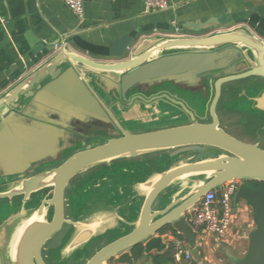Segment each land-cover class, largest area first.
<instances>
[{"label": "water", "instance_id": "95a60500", "mask_svg": "<svg viewBox=\"0 0 264 264\" xmlns=\"http://www.w3.org/2000/svg\"><path fill=\"white\" fill-rule=\"evenodd\" d=\"M33 4L31 1L30 6ZM230 24L239 26L220 30ZM216 28L219 30L209 33ZM40 48H34L28 57L32 59ZM23 66L18 60L0 74V85ZM248 80L264 82V18L239 11L199 23H148L121 36L110 47L75 35L38 67L1 88L0 129L12 123H37L51 130L53 136L46 141L55 150L34 159L28 155L20 171L3 174L0 170V216L9 214L0 221V264H48L46 247L61 232L64 237L51 250H58V264L65 263L101 237L125 230L83 264H134L131 251L137 245L143 247V255L162 254L170 248L160 233L167 227L170 231L164 233L173 231L181 236L192 257L198 259L197 233L186 215L209 191L220 199L221 188L232 181L239 183L234 200L250 210L253 223L246 251L233 259V264H264V150L234 138L216 114L224 86ZM203 82L212 89L204 113L206 122L199 121L195 104L186 105L166 94L151 99L137 94L119 112L105 99H125L137 87L147 93L162 84L185 86L193 96ZM247 88L257 91V96L246 99L263 116L264 85H245L244 90ZM240 89L231 86L228 92L232 96ZM161 99L170 103L169 110L151 105ZM148 109L154 116L151 120L125 117L131 110L140 113ZM171 110L186 115V121L142 133H131L122 126L153 123L160 117L176 121L179 115H172ZM81 124L106 128L104 141L95 145L93 138L75 137V126ZM74 140L83 146L60 159V152L72 148ZM173 151L177 153L163 156ZM200 155L204 159L196 160ZM148 157H156L153 164ZM136 159L144 160L142 172L146 176L131 185L122 176V167ZM95 169L100 171L90 173ZM89 173H99V178L89 185L85 180L79 182L80 195L101 197L108 193L109 203L94 197L84 200L83 214L73 220L65 212V191L76 176ZM134 186L140 187L141 195L133 192Z\"/></svg>", "mask_w": 264, "mask_h": 264}, {"label": "crops", "instance_id": "0c3cea01", "mask_svg": "<svg viewBox=\"0 0 264 264\" xmlns=\"http://www.w3.org/2000/svg\"><path fill=\"white\" fill-rule=\"evenodd\" d=\"M31 1L33 6H30ZM82 3L83 17L78 19L65 6L63 0H0V74L16 61L24 62L20 70L1 83L0 89L5 88L28 69L38 67L43 59L55 52V44L66 46L75 35L89 43L110 47L121 36L148 23H199L219 18L227 12L239 11L255 13L264 18V0H169L167 9L148 14L144 11L143 0H82ZM237 26L239 24H230L227 27L233 29ZM189 34L192 33H182ZM37 46L41 48L30 59L28 54ZM128 51L130 53L133 50L131 48ZM52 136L51 130L34 122L3 126L0 129V170L3 174L8 171H20L28 161V155H32L34 159L36 156L43 157L46 151L51 153L53 145L47 143L46 139ZM176 153L173 151L163 156ZM180 153L184 154V149H181ZM202 159L204 157L200 155L196 160ZM144 160L136 159L122 167V176H126L131 185L144 180ZM155 160L156 157H148L147 161L153 164ZM140 190L138 186L133 188V192L139 195ZM247 212L245 205H240V220L236 221L229 236L223 241L197 235L198 259L174 260L172 264H204L210 260L215 264H233V259L244 255L247 235L253 228L252 219L248 218ZM161 237L171 248L175 238L170 233H164ZM181 240L184 241L182 237ZM220 247L223 250H220ZM154 254L156 253L152 252L150 255ZM134 264H149V261L146 262L143 258Z\"/></svg>", "mask_w": 264, "mask_h": 264}, {"label": "rangeland", "instance_id": "374dc122", "mask_svg": "<svg viewBox=\"0 0 264 264\" xmlns=\"http://www.w3.org/2000/svg\"><path fill=\"white\" fill-rule=\"evenodd\" d=\"M227 28L228 27L224 28V26H222L220 30L221 29L225 30ZM215 31L214 29L213 30L211 29L209 33H212ZM250 81L251 80L242 81V83H248ZM228 86L216 107V114L218 116L219 121L221 122V126L225 128V130H227L234 137H240L245 140L247 138L248 139L251 138L252 141H256L257 144H259L260 146H262V148H264V115L262 116V113L258 112L257 110H253V103H250L246 99V96H249V97L257 96L258 95L256 93L257 91L254 89L247 88L245 89L246 94L242 96V94H238L239 91L242 90L240 89L231 96L228 92L229 90ZM231 86H234V87L241 86L243 90L245 87V85H230L229 87ZM199 92L202 94L201 101L194 102V103L190 102V105L193 106L195 104L194 107L197 106L196 109L198 111V117L200 119L199 121L206 122L208 118L206 114L204 115V113L206 111V107L210 100L211 95H210V91H208V93L207 92L202 93L200 90ZM195 95L197 94H194V96ZM189 98H192V96L190 95ZM160 108L162 109L161 111L170 109V107H167L166 105H161ZM171 114L179 115V118L176 121H173L172 119H170V117H160L158 121L153 122V123H148V124H139V123L123 124L122 123V126L125 130H128L131 133H142V132L154 131V130L161 129L164 127H169L172 125L183 124L187 119L186 115L184 116V114H181L178 111L171 110ZM143 115H147V116L143 118L142 117ZM128 116L135 117V119H139L140 121L142 120L148 121L154 117L153 115H151V109L141 110L140 113H138L137 111L131 110L128 113H125V117H128ZM83 125L84 126L80 125L81 126L80 128H82V130H85V129L88 130V132L85 134L93 138L91 140L92 144L98 145L104 141L105 136H106V131L104 128L95 126L94 124L92 125L83 124ZM84 132L85 131H82L81 133H84ZM110 135L112 136V134H109V136ZM258 136L260 138H258ZM71 139L72 137H70V140ZM66 145H69V142H67ZM81 146H83L81 142H77L74 140L72 148L63 149L62 152H60L61 153L60 159L68 158L69 156L72 155L73 152L77 151V149H80L79 147ZM207 151L216 153L215 150H211V149H207ZM94 171L99 172L100 170L97 171L95 169V170H92L90 173ZM90 173L76 176L70 182L69 184L70 188L68 187L69 189L67 188V190L65 191L64 197H65V200H67L65 212H66V215H68L73 220L78 219L83 214L84 200L86 202H89L90 199L94 197V196L91 197V195L90 196L89 195L85 196L84 194L80 195L82 188L80 187V184L77 187L79 182H82L85 180L86 184L89 185L91 182H94L96 181L97 178H99V173L93 174L92 176L90 175ZM94 198L98 200L100 199L104 204L109 203L108 193L105 194L104 196L99 197L98 195ZM231 204L233 206V214L235 215L236 221L240 220L239 210H240V205H242L243 203L241 201H236V202H232ZM36 206L37 204H34L32 207L34 208ZM7 215L9 214L4 213V215H1L0 221H2V219H4ZM247 215H248V218L251 220V214H250L249 209H248ZM127 231L128 230H125L123 232L118 231L117 233L116 232L112 233L109 236V238H108V235H105L104 237H101L100 239L91 243L83 251L78 252L77 254L73 255L71 259H67L65 263H59V264H83V262H85L87 258L91 257L98 248H100L107 242L115 239L116 237L121 236L122 233L127 232ZM62 234L63 233L61 232L60 234L55 236L54 242H52L46 247V250L44 252V257L48 264H58L57 263L58 262L57 260L58 250L56 252H52V250L55 249L60 244L61 237L62 238L64 237L62 236ZM220 250H223V248L220 247ZM52 254L54 255V258L52 257ZM113 263L114 261H112L111 263H107V264H113ZM204 264H215V263L213 262V260L212 261L210 260V262L208 261V262H205Z\"/></svg>", "mask_w": 264, "mask_h": 264}, {"label": "built area", "instance_id": "2783aa9c", "mask_svg": "<svg viewBox=\"0 0 264 264\" xmlns=\"http://www.w3.org/2000/svg\"><path fill=\"white\" fill-rule=\"evenodd\" d=\"M65 6L78 18L83 17L82 0H63ZM169 0H143L144 11L148 13L163 11L167 9ZM62 46L54 45L57 51ZM237 181L228 182L221 188L220 199H216L215 192H207L186 215L187 222L196 231L197 235L213 237L218 240H225L235 225L232 202L238 188ZM173 259L180 261L192 260V254L185 242L175 239L171 244Z\"/></svg>", "mask_w": 264, "mask_h": 264}, {"label": "flooded vegetation", "instance_id": "af4514ba", "mask_svg": "<svg viewBox=\"0 0 264 264\" xmlns=\"http://www.w3.org/2000/svg\"><path fill=\"white\" fill-rule=\"evenodd\" d=\"M199 86L197 87L199 90L195 93V94H197V95H193L192 96V98H189V93H188V91L186 90V87L184 86V87H180V86H178L177 87V85H167V84H162V85H159V86H154V87H152L151 89H150V91H148L147 93H145L144 91H142L143 90V88L142 87H137L138 89H140V90H138L137 88H136V91H132L130 94H128V96H126L125 97V99H121L119 96H118V99H107V98H105L106 100H107V102H108V106L109 107H112V108H114V110L115 111H120V110H122V109H125L126 108V106L128 105V102L133 98V97H136V95L137 94H142L143 95V97L144 98H148V99H151V98H153V97H159V96H162V95H168L170 98H172V99H174V100H176V101H178V102H182V103H184V104H186V105H190V102H192V103H194V102H200L201 101V97H202V94L199 92L200 90H201V92L202 93H204V92H207L208 93V91H210V95H212V89H211V87H209L208 85H210V84H208V83H205V82H203V83H201V84H198ZM206 85V86H205ZM213 85V84H212ZM228 85H264V82H261V84H254V83H252V82H250V83H242V82H235V83H231V84H227L226 86H224V88L222 89L223 91V93L226 91V89H227V86ZM205 87V88H204ZM228 88H230L229 86H228ZM245 91V90H244ZM241 92L242 91H240L238 94H241ZM243 96V95H242ZM211 98V97H210ZM136 103L138 104V105H140V102L139 101H137L136 100ZM170 103H168L166 100H164V99H161V100H156V101H154L151 105H154V106H161V105H169ZM153 107V106H152ZM162 115V114H161ZM121 117V116H120ZM119 117V118H120ZM118 118V117H117ZM82 126H84L83 124H81ZM76 127V130L74 131V136L75 137H79V138H83L84 140H87V139H90L91 137L90 136H87L85 133H87L88 132V130L87 129H85V130H82V128H80L81 126L80 125H76L75 126ZM85 131L84 133H81L82 131ZM104 129H106V128H104ZM106 131V130H105ZM233 136V135H232ZM234 137V136H233ZM234 138H236V139H238V140H240V141H242V142H244V143H249V144H253V145H256V146H258L260 149H263L264 150V148H262V146H260L259 144H257L256 143V141H252V139L250 138V139H243V138H240V137H234ZM258 138H260L259 136H258ZM256 139H257V137H256ZM92 143V142H91ZM91 145V144H90ZM92 146V145H91ZM7 181H13V179H8ZM0 186H2V183H0ZM18 201V200H17Z\"/></svg>", "mask_w": 264, "mask_h": 264}, {"label": "trees", "instance_id": "16d2710c", "mask_svg": "<svg viewBox=\"0 0 264 264\" xmlns=\"http://www.w3.org/2000/svg\"><path fill=\"white\" fill-rule=\"evenodd\" d=\"M165 231H170V230L167 227L166 229L161 230L160 233L163 234ZM171 235L175 239H181V237L173 231H171ZM131 255L135 263L140 262L143 258L146 259V262L149 261V264H172L174 262L171 248H169L167 251H165L162 254H154V255L149 254L145 257L143 255V247L141 245H137L132 249ZM111 262L112 261H110L109 263Z\"/></svg>", "mask_w": 264, "mask_h": 264}, {"label": "bare ground", "instance_id": "6f19581e", "mask_svg": "<svg viewBox=\"0 0 264 264\" xmlns=\"http://www.w3.org/2000/svg\"><path fill=\"white\" fill-rule=\"evenodd\" d=\"M34 219V218H33ZM21 231V230H20ZM20 231L17 232V234H15L14 236V239H13V242L16 243L18 237H19V234H20ZM14 255V252H13V249H12V253H11V256L13 257Z\"/></svg>", "mask_w": 264, "mask_h": 264}]
</instances>
